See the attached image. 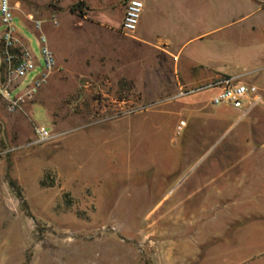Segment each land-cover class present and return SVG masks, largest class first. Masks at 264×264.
Masks as SVG:
<instances>
[{
  "label": "rangeland",
  "instance_id": "obj_1",
  "mask_svg": "<svg viewBox=\"0 0 264 264\" xmlns=\"http://www.w3.org/2000/svg\"><path fill=\"white\" fill-rule=\"evenodd\" d=\"M14 1L20 2L18 27L36 53L38 33L27 15L42 22L57 67L18 112H10L0 94V264H151L148 222L161 218L179 194L163 199L157 184L165 175L173 183L195 162L192 176L202 174L242 125L221 136L173 128L190 116L206 130L209 113L231 120L238 111L209 103L211 87L178 97V89L148 86L150 78H170L172 60L119 31V1L106 8V0H85L83 11L73 10L76 0ZM151 6L142 16L144 32L140 24L134 35L143 33L154 44L166 33L175 43H186L185 56L195 51L207 65L220 61L240 72L261 67L249 77L258 78L254 84L264 94V0H203L193 16L207 37L192 42L191 9L183 0L172 14ZM172 16L176 21L170 22ZM5 81L0 56V90ZM199 106L204 114L190 112ZM38 127L56 137L37 143ZM138 164L149 167L129 175ZM251 170L240 205L229 213H204L196 231L173 236L192 234L187 243L202 244L187 264H264V166ZM152 211L157 213L148 216ZM139 226L142 236L136 234Z\"/></svg>",
  "mask_w": 264,
  "mask_h": 264
},
{
  "label": "crops",
  "instance_id": "obj_2",
  "mask_svg": "<svg viewBox=\"0 0 264 264\" xmlns=\"http://www.w3.org/2000/svg\"><path fill=\"white\" fill-rule=\"evenodd\" d=\"M118 1L122 3V21L125 0H106V8H109L110 5H116ZM143 1L145 7L152 4L151 7L154 12H157V10L162 9L164 6L170 14H172L176 6L178 7L180 5V0ZM183 2L191 9L189 12L191 21L188 42L207 37L204 35L206 33L202 31V27H198L197 17L195 18L193 16L197 5L199 7L203 6V0H183ZM214 3L216 2L214 1ZM240 5L244 6L243 2ZM144 11L143 13H145ZM170 19V22L176 21L173 16ZM140 24H142L141 30L144 32L142 17L139 26ZM218 30L220 28L212 31L218 32ZM133 39L137 42L145 43L146 46L154 48L156 51H162L172 60L173 68L170 78H166L165 76L163 79L160 77L150 78L147 81L148 86H167L168 88H172L169 91H176L180 87L194 86L199 82L214 81L221 77L235 78L242 82L254 84L258 78L253 79L249 76L262 70L261 67H258L253 71L240 72L239 70L236 71L235 69L224 67L220 61L211 62L209 65L204 64L197 57L195 51L190 52L189 56H185L186 43L177 44L166 33L159 35L158 42L154 44L146 41L143 33L142 35H133ZM261 88L263 89L264 87L262 86ZM151 93L152 91L148 90L147 94L151 95ZM209 103L212 104V102ZM204 108L203 106H199L195 109H190V112H202L201 114H204ZM236 110L238 112L231 120V117H228V115L215 112L209 113L210 127L206 130L200 126V123L194 120L191 121L189 119L190 116L187 120H184L186 125L181 127V129H179V124L182 119L178 121L176 128H173L174 131L178 132H186L190 128L191 130L197 129L198 131L201 129L204 131L203 133L221 136L236 130L238 126L242 125L240 132L231 142L224 146L219 157L212 159L204 166L205 170L202 171V174L192 176V173H195L194 169L198 163L195 162V164L185 165L184 175L176 178L173 183L165 175L162 181L157 184V188H161L164 192L163 199L168 198L170 200L175 192H179V194L174 198L170 206L163 211L161 218L152 217L151 221H153V224L148 222V234L146 237L150 242L152 241V245L148 244V248L153 255L150 260L151 264H187L193 261L198 256V250L202 247V244H188L187 242L192 234H190V237H185L186 239L178 240H174L173 236L176 234H179V236L183 235L186 229L196 231L194 227L203 221L201 220V215L204 213L219 211V209L229 213L231 208L235 207L236 204L240 205V200L246 198L242 197V193L240 192L241 188H244L247 180H252L251 168L256 165L264 166V110L257 109L256 107L246 114L240 109ZM2 117L3 121L7 123L6 118L4 116ZM198 118L201 119L202 116ZM191 123L195 127L189 126ZM223 125L224 127H222ZM215 144L209 145L204 151H210L214 148ZM147 167L149 166H143L141 164L135 165L128 174L135 175L141 170L144 171ZM245 192L248 193L249 190ZM248 199H252V197ZM156 213L157 211H152L148 216H154ZM151 225L152 227H150ZM136 229V234L142 236L143 229L141 226Z\"/></svg>",
  "mask_w": 264,
  "mask_h": 264
},
{
  "label": "built area",
  "instance_id": "obj_3",
  "mask_svg": "<svg viewBox=\"0 0 264 264\" xmlns=\"http://www.w3.org/2000/svg\"><path fill=\"white\" fill-rule=\"evenodd\" d=\"M85 2V0H76ZM145 3L143 0H125L124 16L119 31L132 36L137 31ZM20 10V2L14 0H0V56L6 65V81L2 85L0 94L7 103L10 112H18L27 102L33 100L38 91L48 83L57 67V57L50 45L48 36L44 33L42 22L32 14L27 19L33 23V29L38 33L36 53L32 48V40L26 37L19 29L16 22V13ZM52 22L58 25L57 18ZM18 64L17 67L16 64ZM191 89H187V88ZM211 87L216 91L211 99L214 105H230L242 110L244 114L262 105L264 108V94L253 83H246L235 78L221 77L211 81L203 87H180L178 97L200 89ZM184 120L180 121L179 129L185 126ZM37 143L51 141L56 134L45 127L36 129Z\"/></svg>",
  "mask_w": 264,
  "mask_h": 264
},
{
  "label": "trees",
  "instance_id": "obj_4",
  "mask_svg": "<svg viewBox=\"0 0 264 264\" xmlns=\"http://www.w3.org/2000/svg\"><path fill=\"white\" fill-rule=\"evenodd\" d=\"M85 2H78L75 7L73 8V10H75L76 8H80V10L83 11L84 7H85ZM1 82H3V78L1 77ZM10 183H12V185H15V183L13 181H10ZM19 196H21L20 194H18Z\"/></svg>",
  "mask_w": 264,
  "mask_h": 264
},
{
  "label": "water",
  "instance_id": "obj_5",
  "mask_svg": "<svg viewBox=\"0 0 264 264\" xmlns=\"http://www.w3.org/2000/svg\"><path fill=\"white\" fill-rule=\"evenodd\" d=\"M18 64H19V63H17L15 67H17V66H18ZM3 127H4V125H3Z\"/></svg>",
  "mask_w": 264,
  "mask_h": 264
}]
</instances>
